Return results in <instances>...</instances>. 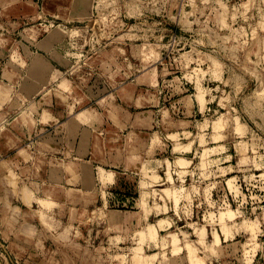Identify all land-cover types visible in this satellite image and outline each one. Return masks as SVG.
<instances>
[{
  "label": "rangeland",
  "instance_id": "374dc122",
  "mask_svg": "<svg viewBox=\"0 0 264 264\" xmlns=\"http://www.w3.org/2000/svg\"><path fill=\"white\" fill-rule=\"evenodd\" d=\"M10 2L9 49L28 30L53 34L56 109L90 117L96 158L125 170L115 184L96 164L73 208L36 202L33 216L7 201L14 218L0 223L32 247L0 234V264H264V0ZM35 98L15 97L0 134ZM65 122L29 139L60 166Z\"/></svg>",
  "mask_w": 264,
  "mask_h": 264
},
{
  "label": "crops",
  "instance_id": "0c3cea01",
  "mask_svg": "<svg viewBox=\"0 0 264 264\" xmlns=\"http://www.w3.org/2000/svg\"><path fill=\"white\" fill-rule=\"evenodd\" d=\"M10 1L13 0H0V17L4 16L8 7L10 12L18 8V2ZM34 31L28 30L19 43L16 41L17 45H14L16 48L12 49H9L13 43L12 37L0 35V118L7 113L8 108L19 107L20 103L14 100L15 97L22 99L36 95V98L27 106L28 111L24 116L29 114L24 117V122H21L22 119L15 121L12 128L0 134V145L4 143L3 153L0 150V165L5 164L3 166L5 175L0 182V188L3 187V190L9 188L13 192L8 198L4 193L0 194L2 220L14 218L12 212L5 207L7 201L18 202L25 206L26 212L33 216L35 215L33 204L36 202L73 208L79 203L88 201L87 199H90L92 195L91 178L96 164L99 172L101 170L105 176L113 175L115 184L120 177L119 170H125L118 163L112 164L103 158H96L94 144L96 134H91V130L88 129L94 125L90 117H83L81 113H76L73 105L67 104L68 102H64V113H59L56 109L59 90L54 87V80L58 77L59 70L54 47L57 40L51 32L44 37H36L31 34H34ZM12 100H14L13 103ZM131 101L138 106L139 97H132ZM193 103L195 104L196 100ZM65 108L67 110H64ZM121 119V116L108 115L102 121L121 122ZM64 121H66V130H63V133L69 140L66 141L70 151L62 152L65 158L60 166L49 161L45 151L42 152L36 147L40 141L34 148L29 143V139ZM8 155H14L19 159L7 161L5 158ZM12 171L16 176L19 175L18 180H13ZM46 171L49 174H46ZM99 181L103 186L112 183ZM17 182L20 189H16L17 195H14ZM17 211L23 213L21 208ZM3 224L4 222L0 223V234L4 240L9 238L13 241L11 244L17 243L19 247L31 249L26 232L22 233L20 230L7 232V225L4 224L2 227ZM14 226L17 229V223ZM34 250L35 248L32 249Z\"/></svg>",
  "mask_w": 264,
  "mask_h": 264
}]
</instances>
